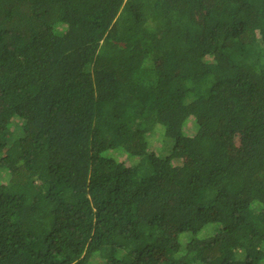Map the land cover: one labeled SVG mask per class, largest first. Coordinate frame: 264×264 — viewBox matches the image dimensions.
I'll use <instances>...</instances> for the list:
<instances>
[{
  "label": "trees",
  "instance_id": "1",
  "mask_svg": "<svg viewBox=\"0 0 264 264\" xmlns=\"http://www.w3.org/2000/svg\"><path fill=\"white\" fill-rule=\"evenodd\" d=\"M0 264H264V0H0Z\"/></svg>",
  "mask_w": 264,
  "mask_h": 264
},
{
  "label": "rangeland",
  "instance_id": "2",
  "mask_svg": "<svg viewBox=\"0 0 264 264\" xmlns=\"http://www.w3.org/2000/svg\"><path fill=\"white\" fill-rule=\"evenodd\" d=\"M169 142H170V141H169ZM237 142H238V141H234L232 145H236ZM170 145H171V148H172V143H171V142H170ZM159 149H160V151H162V150L166 151V149H165L161 144H159ZM158 155H160V156H164V154H158Z\"/></svg>",
  "mask_w": 264,
  "mask_h": 264
},
{
  "label": "clouds",
  "instance_id": "3",
  "mask_svg": "<svg viewBox=\"0 0 264 264\" xmlns=\"http://www.w3.org/2000/svg\"><path fill=\"white\" fill-rule=\"evenodd\" d=\"M247 130V129H246ZM247 144V143H246ZM246 144H244V145H246ZM236 146L238 147V148H241L242 146H243V144L241 143H239V142H237V144H236Z\"/></svg>",
  "mask_w": 264,
  "mask_h": 264
}]
</instances>
